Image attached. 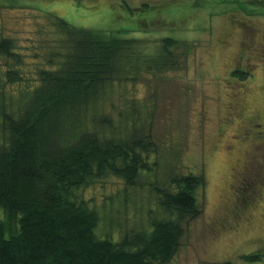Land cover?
I'll return each mask as SVG.
<instances>
[{
	"label": "rangeland",
	"instance_id": "374dc122",
	"mask_svg": "<svg viewBox=\"0 0 264 264\" xmlns=\"http://www.w3.org/2000/svg\"><path fill=\"white\" fill-rule=\"evenodd\" d=\"M49 14L78 28L149 43L172 37L191 48L180 69L115 83L103 99L114 116L133 104V117L148 119L158 162L134 187L106 176L84 188L99 215L96 236L116 241L148 226L160 211L153 183L175 172L204 175L201 214L183 225L167 264H257L243 258H256L264 241V16L231 0H0V33L22 57V81L6 87L13 96L30 92L38 70L49 68L43 57L57 38ZM234 70L249 76L241 81Z\"/></svg>",
	"mask_w": 264,
	"mask_h": 264
},
{
	"label": "trees",
	"instance_id": "16d2710c",
	"mask_svg": "<svg viewBox=\"0 0 264 264\" xmlns=\"http://www.w3.org/2000/svg\"><path fill=\"white\" fill-rule=\"evenodd\" d=\"M231 1L264 16V0ZM46 18L57 37L43 57L49 68L39 69L38 84L20 96L6 87L22 81V57L0 33V60L12 63L0 65V264H167L183 225L201 214L204 175L175 172L153 183L160 211L116 241L96 236L99 215L82 193L106 176L128 187L150 176L158 146L148 119L139 123L133 104L130 115L114 116L101 108L103 99L115 83L180 69L190 44L172 37L149 43ZM247 73L231 75L243 81Z\"/></svg>",
	"mask_w": 264,
	"mask_h": 264
},
{
	"label": "flooded vegetation",
	"instance_id": "af4514ba",
	"mask_svg": "<svg viewBox=\"0 0 264 264\" xmlns=\"http://www.w3.org/2000/svg\"><path fill=\"white\" fill-rule=\"evenodd\" d=\"M252 127H259L260 125H254L253 123H249ZM248 131V130H247ZM261 195V193H259ZM256 206H253V209ZM256 250L259 252L256 257L257 264H264V241L261 244L256 245Z\"/></svg>",
	"mask_w": 264,
	"mask_h": 264
}]
</instances>
